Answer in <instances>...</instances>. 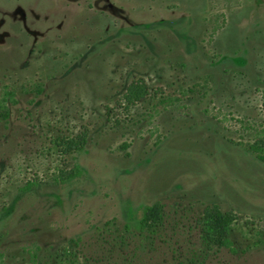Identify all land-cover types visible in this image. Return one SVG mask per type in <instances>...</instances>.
I'll return each instance as SVG.
<instances>
[{"label": "rangeland", "instance_id": "1", "mask_svg": "<svg viewBox=\"0 0 264 264\" xmlns=\"http://www.w3.org/2000/svg\"><path fill=\"white\" fill-rule=\"evenodd\" d=\"M0 105V264H264V0H0Z\"/></svg>", "mask_w": 264, "mask_h": 264}, {"label": "trees", "instance_id": "2", "mask_svg": "<svg viewBox=\"0 0 264 264\" xmlns=\"http://www.w3.org/2000/svg\"><path fill=\"white\" fill-rule=\"evenodd\" d=\"M144 95V91L142 87L131 84L126 88V94L123 96L128 102L137 101ZM3 108V105H0V109ZM6 112L4 113V117H6ZM245 152L251 156H253L256 160L261 163H264V140L254 141L244 148ZM79 167L73 166L72 170L69 173L61 177L59 180L61 182H66L74 177L78 176ZM160 216V207L157 203H153L152 205H145L141 208H138L131 219L133 220V225L138 229V231H143L147 228L150 222H154ZM215 221H219V217H215ZM220 227V226H217ZM218 239L219 243L224 247H230L231 242L228 238V235L222 229L218 231Z\"/></svg>", "mask_w": 264, "mask_h": 264}]
</instances>
